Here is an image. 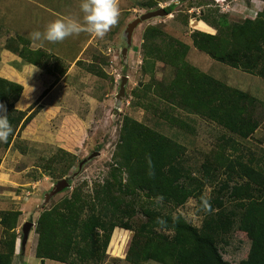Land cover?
Masks as SVG:
<instances>
[{"label": "rangeland", "instance_id": "obj_1", "mask_svg": "<svg viewBox=\"0 0 264 264\" xmlns=\"http://www.w3.org/2000/svg\"><path fill=\"white\" fill-rule=\"evenodd\" d=\"M117 3L118 23L103 38L81 31L62 42L40 43L33 42L30 34L36 30L43 32L51 21L69 18L83 23L81 0H60L58 9L53 10L55 14L42 13L41 7H32L25 0H0V79L22 87L13 108L22 114L21 121L16 127L11 125L9 145L4 147L0 142V213L18 215L13 230L6 231L0 223V254L8 250L10 235L16 236L17 251L15 254L14 250L11 264H40L34 256L38 240L35 229L43 211L69 198L75 190L80 191L85 203L91 202L95 185H102L114 167L112 155L125 117L183 146L186 150L183 164L195 178H200L201 166L212 162L218 153L230 160L239 158L264 172L262 143L252 138L239 140L199 116L168 108L161 102V89L156 86L168 85L173 79L174 61L146 57L141 48L145 32L156 28L157 38L153 41L158 45L171 44L177 48L173 42H178L187 48L184 64L264 104L260 99L264 79L214 61L195 49L191 38L194 33L215 36L226 26L255 20L264 14V0H117ZM169 8L172 9L166 17L142 22L128 39L127 28L132 22L144 14ZM13 16L22 20H14ZM159 32L163 34L160 41ZM163 110L183 120L186 127L180 129L164 121ZM256 111L264 117V105ZM221 173H216L218 183L224 180ZM120 177L125 184L126 176ZM61 180L68 183V188L50 196ZM217 186L215 182L205 185L203 197L211 198ZM47 196L50 197L46 199ZM126 198L128 205L135 204L133 213L129 217L118 216L115 222L127 224L130 231L114 229L106 258L96 264H136L127 263L125 257L135 233L139 234L140 248L150 236L148 229L141 236V226L150 220L146 210L173 218L180 216L197 229L204 219L194 199L174 208L149 201L140 193ZM224 206L229 209L232 205L225 201ZM91 214L84 207L81 218ZM25 223H32L33 227L22 247ZM153 232L160 236L168 234L157 228ZM250 241L249 235L235 228L219 243L223 259L230 264H244ZM141 264L158 263L149 260Z\"/></svg>", "mask_w": 264, "mask_h": 264}, {"label": "trees", "instance_id": "obj_2", "mask_svg": "<svg viewBox=\"0 0 264 264\" xmlns=\"http://www.w3.org/2000/svg\"><path fill=\"white\" fill-rule=\"evenodd\" d=\"M171 9L165 10L167 15ZM156 30L145 32L142 51L146 57L172 60L175 67L169 84L156 86L161 89V102L168 108L199 116L239 140L249 139L264 121V117L256 114L257 108L264 104L184 64L187 48L178 42H173L177 48L171 44L158 45L153 41L157 38ZM159 35L160 41L163 34ZM191 38L194 48L214 61L264 79L263 13L255 20L226 26L215 36L194 33ZM21 93L20 85L0 79V103L5 105L8 119L17 117L10 122L13 127L22 118V114L13 111ZM162 115L164 121L180 129L186 127L183 120L168 111L163 110ZM9 142L10 137L3 142L4 147ZM185 154L180 144L125 117L112 155L114 167L102 185H95L91 202L85 203L80 191L75 190L69 198L40 214L35 229L38 236L35 258L40 264L45 260L60 264L103 261L114 229L130 231L127 224L115 222L118 216L129 217L133 213L135 204L128 205L126 197L140 193L149 201L174 208L194 199L204 219L197 229L180 216L173 218L146 210L150 220L141 226V236L144 237L146 229L151 231L150 236L140 248L139 234H134L125 257L127 263L150 260L158 264H230L223 259L219 243L236 228L251 237L244 264H264V172L239 158L230 160L218 153L212 162L201 166L202 174L195 178L183 164ZM218 172L224 175L219 183ZM121 174L126 176L125 184ZM212 182L217 183V190L206 200L203 188ZM225 201L232 205L229 209L224 206ZM84 207L93 214L82 219ZM17 218V214L0 213V223L6 231L15 228ZM154 228L168 234L157 235ZM15 241L16 236L10 235L8 250L0 254V264H11Z\"/></svg>", "mask_w": 264, "mask_h": 264}, {"label": "clouds", "instance_id": "obj_3", "mask_svg": "<svg viewBox=\"0 0 264 264\" xmlns=\"http://www.w3.org/2000/svg\"><path fill=\"white\" fill-rule=\"evenodd\" d=\"M83 23L69 18L51 21L43 32L36 30L30 34L33 42H62L70 36L79 35L81 31L103 38L118 23L120 9L117 0H81ZM35 70V67H34ZM13 128L8 120L7 110L0 103V142H7ZM163 199V197H159Z\"/></svg>", "mask_w": 264, "mask_h": 264}, {"label": "water", "instance_id": "obj_4", "mask_svg": "<svg viewBox=\"0 0 264 264\" xmlns=\"http://www.w3.org/2000/svg\"><path fill=\"white\" fill-rule=\"evenodd\" d=\"M167 13L164 9H159L155 12H150L147 14L142 15L140 18H138L137 20H135L134 22H132L128 28H127V35H128V39L130 38L132 31L134 28H136L137 26H139L142 22L151 20L153 18H162V17H166ZM125 83V80H123L122 82V87ZM96 156L98 154H95ZM68 188V183L65 180H61L60 182H58L54 188L52 189L50 196H53L55 194H58L60 192H62L63 190ZM50 196H47L46 199H48ZM33 227L32 223H25L22 227V247H24L27 243L28 240V236H29V232L31 230V228Z\"/></svg>", "mask_w": 264, "mask_h": 264}, {"label": "crops", "instance_id": "obj_5", "mask_svg": "<svg viewBox=\"0 0 264 264\" xmlns=\"http://www.w3.org/2000/svg\"><path fill=\"white\" fill-rule=\"evenodd\" d=\"M14 1H16V0H14ZM25 1H26V3L30 4L32 7H34V6L35 7H37V6L41 7L42 9H40L38 7H37V9H40L42 11V13L44 11H47V12H49V13L51 12L53 14H55L54 11H55V9H58V4H60V0H50V1L49 0H25ZM45 5L51 6V8L46 9ZM12 19L22 20L20 17H17V16H13ZM251 93H253L252 96H256V94L254 95V92H251ZM260 94H261L260 99L264 102V83L262 84V89H261ZM251 138L254 141H259L260 143H262V147L264 146V121L260 124V126L256 129V131L252 134V136L249 139H251ZM249 139H247V140H249ZM16 251L17 250H15V254H16ZM23 260H24L23 261V263H24L26 260V257H24ZM50 262H52V261L45 260L43 264H48ZM39 263H40V261H39Z\"/></svg>", "mask_w": 264, "mask_h": 264}]
</instances>
